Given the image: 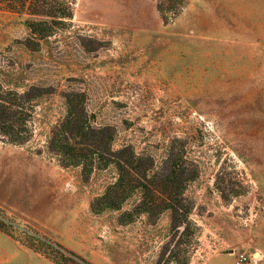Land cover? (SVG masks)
I'll use <instances>...</instances> for the list:
<instances>
[{
    "label": "rangeland",
    "instance_id": "1",
    "mask_svg": "<svg viewBox=\"0 0 264 264\" xmlns=\"http://www.w3.org/2000/svg\"><path fill=\"white\" fill-rule=\"evenodd\" d=\"M88 1L72 0L70 25L37 51L24 45L28 16L0 10V83L49 88L27 143L0 136V264H171L176 251L188 264H235L241 253L264 264V0H184L166 22L158 0H127L120 28ZM70 90L85 91L94 126L115 128L114 149L131 145L158 167L171 148L184 151L183 166L198 172L186 188L190 243H178L168 212L125 226L120 211L92 212L112 167L87 180L62 168L64 187L51 186L50 162L60 164L47 144Z\"/></svg>",
    "mask_w": 264,
    "mask_h": 264
},
{
    "label": "trees",
    "instance_id": "2",
    "mask_svg": "<svg viewBox=\"0 0 264 264\" xmlns=\"http://www.w3.org/2000/svg\"><path fill=\"white\" fill-rule=\"evenodd\" d=\"M166 4V5H165ZM184 0H158L156 9L166 22L165 11L177 15ZM72 0H0V10L25 14L24 24L31 41L24 45L37 51L40 42L70 25L73 16ZM49 88L30 86L19 92L5 88L0 83V136L14 145L27 143L32 134L28 123L32 117L34 101ZM65 114L50 132L47 152L56 157L62 168L79 167L83 180L95 170L114 168L116 179L91 203V211H120L118 224L125 226L145 215L157 222L164 212L170 215L171 229L179 233L178 243H190L197 226L189 215L193 201L186 188L198 172L183 166L184 151L175 155L173 148L167 153L164 164L157 166L150 155H139L131 145L118 149L112 147L115 128L109 125L94 126V114L86 109L85 91L70 90L63 95ZM135 198L131 208L123 209ZM4 230V225H0ZM67 252V251H66ZM171 264H188L179 260V252L170 253Z\"/></svg>",
    "mask_w": 264,
    "mask_h": 264
},
{
    "label": "crops",
    "instance_id": "3",
    "mask_svg": "<svg viewBox=\"0 0 264 264\" xmlns=\"http://www.w3.org/2000/svg\"><path fill=\"white\" fill-rule=\"evenodd\" d=\"M124 1H127V0H91V1H88V3L97 4V5L101 4L103 6L101 11L104 14V17L113 20V24L110 25V26L112 28H115V26L120 28L121 25L126 21L127 17H125V16L127 14L126 13L123 14V11L121 10V9H123L122 6L120 7V6H117V5L123 3ZM37 156L40 157L41 160L46 161L45 157L39 156V155H37ZM50 163L53 164L55 173H58L55 176H51L50 175L51 176V181H52L51 182V186L53 188L57 189V190H60V189H62L64 187V181H65V180L62 181V177H66V173H68V171H63L62 167L58 166V164L55 161V159H53ZM63 172L65 173L64 175H63ZM257 254L259 255V257L264 258V250L262 248L258 249ZM262 262L264 263L263 260H262Z\"/></svg>",
    "mask_w": 264,
    "mask_h": 264
},
{
    "label": "built area",
    "instance_id": "4",
    "mask_svg": "<svg viewBox=\"0 0 264 264\" xmlns=\"http://www.w3.org/2000/svg\"><path fill=\"white\" fill-rule=\"evenodd\" d=\"M245 261L246 257L244 254L241 253L236 257L235 264H243Z\"/></svg>",
    "mask_w": 264,
    "mask_h": 264
}]
</instances>
